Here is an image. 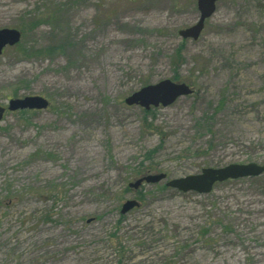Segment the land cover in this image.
<instances>
[{"label":"rangeland","instance_id":"rangeland-1","mask_svg":"<svg viewBox=\"0 0 264 264\" xmlns=\"http://www.w3.org/2000/svg\"><path fill=\"white\" fill-rule=\"evenodd\" d=\"M198 20L191 0H0V30L21 33L0 55V264H264V173L165 186L264 167V0H219L182 39ZM163 80L193 93L125 104ZM27 96L48 108L7 110Z\"/></svg>","mask_w":264,"mask_h":264},{"label":"water","instance_id":"water-1","mask_svg":"<svg viewBox=\"0 0 264 264\" xmlns=\"http://www.w3.org/2000/svg\"><path fill=\"white\" fill-rule=\"evenodd\" d=\"M196 2L199 13L198 22L178 32L182 39L197 40L203 31L204 23L216 10V4L219 0H192ZM21 33L14 29L0 30V55L7 47H13L19 43ZM192 94V90L186 84H176L170 80H163L154 85L141 88L125 99L128 106H138L146 111L151 108L167 107L172 105L178 98L186 97ZM48 101L39 96H27L22 99L10 100L7 110L14 111H41L48 108ZM5 109L0 106V120L3 117ZM264 173V167L256 164L228 165L223 168H205L197 175L186 176L179 179H172L166 182V187L181 193L194 192L200 195L209 194L214 185L228 180H238L244 178H255ZM166 180L163 173L155 175H146L137 179L129 187L137 190L142 184H156ZM139 203L132 199L122 204L120 214L125 215L129 211L138 208Z\"/></svg>","mask_w":264,"mask_h":264},{"label":"trees","instance_id":"trees-1","mask_svg":"<svg viewBox=\"0 0 264 264\" xmlns=\"http://www.w3.org/2000/svg\"><path fill=\"white\" fill-rule=\"evenodd\" d=\"M33 24H34V22H33ZM57 49H59V48H57V47H46V48H42V49H39L38 51H37V55H39V56H41L42 54L43 55H45V56H51L53 53H55V51H57ZM45 53V54H44ZM148 112L147 111H145V114H147ZM163 188H165L166 189V187H163Z\"/></svg>","mask_w":264,"mask_h":264}]
</instances>
